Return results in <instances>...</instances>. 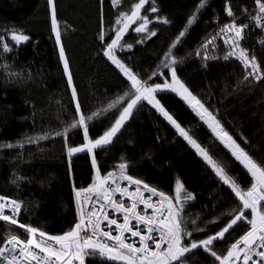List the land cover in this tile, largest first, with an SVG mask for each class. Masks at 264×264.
<instances>
[{"label":"trees","instance_id":"obj_1","mask_svg":"<svg viewBox=\"0 0 264 264\" xmlns=\"http://www.w3.org/2000/svg\"><path fill=\"white\" fill-rule=\"evenodd\" d=\"M135 2L121 0L114 7L112 0H54L61 45L77 93L73 100L52 31L47 0H0V191L24 202L26 211L22 210L19 216L21 223L50 235H63L74 227L77 220L74 189H87L93 183L95 170L90 154H75L70 158L67 153L71 138L77 140L72 146L83 143L82 130L70 132L66 141L56 133L63 131L74 118L78 119L77 102L84 114L100 112L98 118L89 122L90 138L103 135L113 124L109 119L119 113L122 105L107 112L101 110L128 92L130 82L103 56V50L114 38L119 13L130 12ZM199 2L149 0L141 15L148 16L149 30L156 35L147 38L146 33L137 34L133 30L139 24L137 21L123 37L121 43L125 47L117 50V57L142 81L156 84L160 79L158 73L168 71L161 67L165 54L187 27V20ZM153 6L158 11L151 12ZM228 6L236 14L237 23H248L245 10L255 12L254 0H208L172 49L178 61L173 66L188 87L215 95L227 128L247 151L264 161V80H244L241 62L234 57L224 59L231 48L225 45V34L220 33V28L232 20L226 14ZM158 17L169 22L162 23ZM13 32L29 39L16 45L11 40ZM214 36V43L205 48ZM3 43L12 51L3 52ZM128 44L132 45L130 49ZM240 45L256 57L264 70V31L249 27ZM156 98L225 166L241 187L250 186L251 177L177 94L159 92ZM41 136L49 138L28 142L29 138ZM20 143L23 147H4ZM95 155L101 175L126 162L133 177L170 196L175 195L176 181H181L184 189L194 195L184 205L182 215L186 226L192 230L191 221L195 219L205 229L193 232V238H205L222 229L230 219L228 213L239 203L201 156L147 102L133 111L113 143L106 150H95ZM10 227L23 238L22 229L0 222V242ZM248 227L246 223H238L230 230L231 235L226 234L227 241L216 242L214 249L219 254L226 253L225 244L233 242ZM87 264L120 263L94 255ZM187 264L218 262L195 250L189 254Z\"/></svg>","mask_w":264,"mask_h":264},{"label":"snow or ice","instance_id":"obj_2","mask_svg":"<svg viewBox=\"0 0 264 264\" xmlns=\"http://www.w3.org/2000/svg\"><path fill=\"white\" fill-rule=\"evenodd\" d=\"M47 3L51 8V27L55 33L56 44L60 45L61 32L56 18L54 0H47ZM147 3L149 0H137L130 12L119 13L115 21L118 27L114 30V38H111L110 43H106L103 50V56L111 61L130 82L128 92L101 110L107 112L122 105L118 118L103 135L95 139L90 138L89 122L98 118L100 112L84 114L77 102L75 111L78 119L74 118L63 131L56 133L57 136L64 137L66 141L70 132L82 130L83 143L80 146H68L67 153L70 158L78 153L90 154L91 164L95 170L93 183L87 189H74L78 209L77 222L63 235H50L40 228L19 221L22 210L26 211L23 201L0 195V222L23 230V238H21V234L9 228L8 234L0 242V264H75V262L85 264V258L94 255L107 261L122 262V264H187L189 254L194 253L195 250H201L210 255L218 264H264V163L258 162L241 147L223 127L216 114L178 79L176 68L173 66L178 61L172 49L196 21L197 14L207 6L208 0H200L197 9L187 20V27L179 33L177 40L171 45L161 62V67L168 69L171 81L166 79L164 84L153 85L142 81L116 55L118 49L125 47L121 43L123 37L133 24H137V21L139 24L133 29L137 34L146 33L147 38L156 35L155 31L149 30L151 21L148 16L141 15V10ZM112 4L117 7L121 4V0H112ZM254 6L255 12L245 11L256 28L264 29V0H254ZM150 11L156 12L158 9L153 6ZM226 14L232 20L220 28V33L225 34L224 43L230 46L231 50L227 52L224 59L234 57L241 62L245 70L244 80L247 81L249 78L256 82L264 80V70L258 64L256 57L250 56L240 45V41L245 38V30L250 27V24L237 23L236 14L230 6L226 8ZM157 19L162 23L169 22L159 17ZM100 38L103 41V33ZM28 39L29 37L22 33L13 32L11 35V40L16 45ZM215 39V36L209 39L204 47L207 48L208 44H213ZM127 47L130 49L132 45L128 44ZM237 49H239L238 52ZM2 51L10 52L12 48L7 43H3ZM59 56L68 77V85L72 88V98L76 100V89L72 86V76L62 46ZM166 90L176 93L207 126L215 140L242 166L246 175L251 177L249 187H241L240 183L226 171L225 166L161 105L156 94ZM143 102L151 105L175 129V132L201 156L239 201L237 208L228 213L229 221L216 233L201 239L193 238V232H203L205 229L199 227L195 219L191 221L193 229L187 228L182 213L184 205L194 199V195L184 189L181 181H176L175 195L170 196L128 175L126 162L118 165V171L101 175L97 167L95 150H106L133 111ZM47 138L49 137L29 138L28 142L36 143ZM4 147H23V143L8 144ZM121 181H127L128 186L122 187ZM132 185L135 186L134 191L129 190ZM145 192L150 195L145 196ZM82 193H89L95 197L94 200L85 198L84 202L91 205V210L87 214L81 207ZM117 194L122 198L126 197L129 203L126 204L124 199H116ZM152 197H157L158 200L154 201ZM139 205H143V209L138 211ZM148 209H151L150 215L147 214ZM109 210L123 213V222L119 223L117 219L110 218ZM238 223H246L249 227L233 242L225 244L226 253L219 254L214 249V244L218 241H227L226 234L231 235L230 230H234ZM113 226H115L114 229ZM126 234H130L132 238L138 237V246L137 243L129 242Z\"/></svg>","mask_w":264,"mask_h":264},{"label":"rangeland","instance_id":"obj_3","mask_svg":"<svg viewBox=\"0 0 264 264\" xmlns=\"http://www.w3.org/2000/svg\"><path fill=\"white\" fill-rule=\"evenodd\" d=\"M22 43H20V44H22ZM58 46L60 48L62 46L61 43ZM166 72H168V73L165 74ZM160 73H163V74H159L158 73V77L160 79H158V81L156 82V84H164L166 79L169 82L171 81V75H170L169 71H165V72H162L161 71ZM177 77L189 89V91L192 92L193 95H195L197 98H199L205 104V106L209 108L210 111H212L214 114H216L217 118L220 120V122L223 125V127L235 138L233 132L231 130H229L227 128V126L225 125V122H224L223 117L221 116L220 107L218 105L217 98L215 97V95H212V94H207L206 95V94L200 93L199 91H196L194 89H191L190 87H188V84L185 83L184 79L181 77V74L179 72H177ZM162 79H163V81H162ZM161 92H171V91L166 90V91H161ZM172 93H174V92H172ZM118 116H119V113L116 114L115 116H113V118L109 119V121H110L109 123H114L115 122V119L118 118ZM101 126H104V124H101ZM89 136H90V132H89ZM75 138H77V137H75ZM235 139L237 140V138H235ZM76 141H77L76 139L73 140L71 138L70 141H69L70 142V145L72 146L74 144V142H76ZM237 142L241 145L242 148H244L242 146V144L238 140H237ZM248 151H249V154L252 155L258 162L264 163V161H261L260 158L258 157V155L256 153L253 154L250 150H248ZM0 194L7 195V193H5L3 191H0Z\"/></svg>","mask_w":264,"mask_h":264},{"label":"built area","instance_id":"obj_4","mask_svg":"<svg viewBox=\"0 0 264 264\" xmlns=\"http://www.w3.org/2000/svg\"><path fill=\"white\" fill-rule=\"evenodd\" d=\"M248 23L250 24V27H253V28H255V29L259 30V31H264V29L256 28V27L254 26V22L251 21L250 19L248 20ZM165 71H166V70H165ZM165 71H162V72H165ZM157 76H158V75H157ZM158 78H159V77H158ZM198 118H199V117H198ZM113 171H118V168L112 169V170L108 171V172H107L106 174H104V175H107L109 172H113ZM127 174L130 175V176H132V175L130 174V172H129L128 169H127ZM132 177H133V176H132ZM133 178H135V177H133ZM120 183H121V186H122V187H124V186H128L127 181H121ZM148 185H149V184H148ZM149 186H150V185H149ZM151 187H152V186H151ZM129 190H130V191H134V190H135V186H134V185L130 186ZM157 190H158V189H157ZM159 191H160V190H159ZM0 195H1V194H0ZM149 195H150L149 193L145 192V196H149ZM2 196H4V195H2ZM5 197H8V196H5ZM74 197H75V192H74ZM10 198H11V197H10ZM85 198H90V199L94 200L95 197L92 196V195L89 194V193H82V197H81V207L83 208L84 213L87 214V213L91 210V205H90L89 203H85V202H84V201H85ZM116 199H124V202H125L126 204L129 203V201L127 200L126 197L122 198V197L119 196V194H117ZM152 199H153L154 201H155V200H158L157 197H152ZM75 207H76V216H77V211H78V209H77L76 197H75ZM97 207H98V205H97ZM142 209H143V205H139V207H138V211H139V210H142ZM147 214H148V215L151 214V209H148V210H147ZM109 216H110V218L117 219V221H118L119 223H122V222H123V213H115L113 210H109ZM77 220H78V217H77ZM77 220H76V222H77ZM133 224H135L134 221H133ZM114 227H115V226H113V229H114ZM141 227H143V226H141ZM113 234H115V232H114ZM126 236H128V238H129V242L137 243V246H138V240H139L138 237H137V238H132V237H130V234H126ZM90 257H91V256H88V257L85 258V264H87V261L90 259ZM100 258H101V257H100ZM102 259H103V258H102ZM111 262H113V261H111ZM116 263H120V264H122V262H118V261H117ZM75 264H78V262H75Z\"/></svg>","mask_w":264,"mask_h":264},{"label":"crops","instance_id":"obj_5","mask_svg":"<svg viewBox=\"0 0 264 264\" xmlns=\"http://www.w3.org/2000/svg\"><path fill=\"white\" fill-rule=\"evenodd\" d=\"M78 154H84V153H78ZM77 155V154H76Z\"/></svg>","mask_w":264,"mask_h":264}]
</instances>
